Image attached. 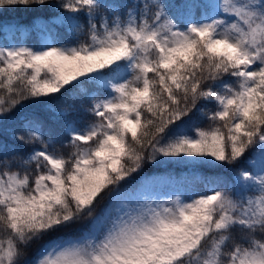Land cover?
<instances>
[{"label": "snow or ice", "instance_id": "obj_1", "mask_svg": "<svg viewBox=\"0 0 264 264\" xmlns=\"http://www.w3.org/2000/svg\"><path fill=\"white\" fill-rule=\"evenodd\" d=\"M0 31L44 36L0 43V264H264V0H0Z\"/></svg>", "mask_w": 264, "mask_h": 264}, {"label": "trees", "instance_id": "obj_2", "mask_svg": "<svg viewBox=\"0 0 264 264\" xmlns=\"http://www.w3.org/2000/svg\"><path fill=\"white\" fill-rule=\"evenodd\" d=\"M9 20H16V19H19V17L14 14V13H9L8 14V17H7ZM44 39V36L42 33L38 32V31H32L30 34H27V35H20V34H16L15 36H13V34L11 33H8V32H2L0 31V42H3L5 40H16V41H21V40H26L28 43H33L34 45L35 44H38L40 42H42ZM157 171H164V172H168V171H171L165 167H159V168H152L151 172H157ZM175 171H178L175 170ZM143 175L142 173L141 174H138L136 176H134V181L135 180H139L140 179V176ZM107 202V197H105V200L102 202V203H106ZM35 246H33L34 248ZM32 254V249H30L28 251V256L30 257Z\"/></svg>", "mask_w": 264, "mask_h": 264}, {"label": "rangeland", "instance_id": "obj_3", "mask_svg": "<svg viewBox=\"0 0 264 264\" xmlns=\"http://www.w3.org/2000/svg\"><path fill=\"white\" fill-rule=\"evenodd\" d=\"M28 33H25L24 35H27ZM20 41V40H19ZM0 43H2V42H0ZM30 45H34L33 43H29ZM166 172H164V171H157V172H152V173H150V175H154V176H162V175H164ZM160 179H163V178H160Z\"/></svg>", "mask_w": 264, "mask_h": 264}]
</instances>
